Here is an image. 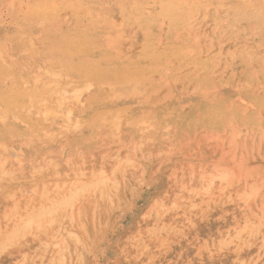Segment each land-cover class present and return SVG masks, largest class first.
<instances>
[{"label": "rangeland", "instance_id": "1", "mask_svg": "<svg viewBox=\"0 0 264 264\" xmlns=\"http://www.w3.org/2000/svg\"><path fill=\"white\" fill-rule=\"evenodd\" d=\"M0 90V264H264V0H0Z\"/></svg>", "mask_w": 264, "mask_h": 264}, {"label": "bare ground", "instance_id": "2", "mask_svg": "<svg viewBox=\"0 0 264 264\" xmlns=\"http://www.w3.org/2000/svg\"><path fill=\"white\" fill-rule=\"evenodd\" d=\"M33 7H36V6L34 5ZM33 7H32V8H33ZM37 7H38V6H37ZM43 7H44V6H42L41 8H43ZM32 8H31V9H32ZM41 8H40V9H41ZM35 9H36V8H34V10H35ZM28 11H29V10H28ZM31 12H32V11H31ZM33 12H34V11H33ZM35 12H36V11H35ZM35 14H36V13H35ZM45 18H46V17H45ZM40 19H41V18H40ZM19 20H20V19H19ZM23 20H24V19H23ZM43 20H44V18H43ZM43 20H42V21H43ZM21 22H22V21H21ZM33 22L35 23V21H33ZM37 23H38V22H37ZM39 23H41V22H39ZM16 31H17V30H16ZM17 33H19V32H17ZM20 34H21V33H20ZM27 35H28V34H27ZM24 36H25V35H24ZM28 36H30V35H28ZM19 37H21V36H19ZM29 38H30V37H29ZM12 39H13V38H12ZM2 40H3V39H2ZM18 40H19V39H18ZM14 41H15V40H14ZM28 41H29V40H28ZM4 42H5V41H4ZM9 42H10V41H9ZM32 42H33V41H31V43H32ZM33 45H34V44H33ZM33 45H32V46H33ZM23 47H24V45H23ZM30 47H31V46H30ZM25 48H26V47H25ZM113 49H114V48H113ZM1 51H2V50H1ZM13 51H14V50H13ZM16 51H17V50H16ZM16 51H14V52H16ZM32 51H33V50H32ZM4 52H5V51H4ZM6 52H7V51H6ZM18 52H19V51H18ZM5 54H7V53H5ZM13 54H14V53H13ZM15 54H16V53H15ZM18 54H19V53H18ZM10 55H11V54H10ZM22 55H23V54H22ZM13 56H15V55H13ZM13 56H12V57H13ZM16 56H17V55H16ZM32 56H33V55H32ZM20 57H21V56H20ZM23 58H24V57H23ZM29 61H30V60H29ZM41 61H42V60H41ZM16 62H17V59H16ZM27 62H28V61H27ZM17 63H18V62H17ZM35 63H36V62H35ZM23 64H24V63H23ZM25 64H26V63H25ZM38 64H39V63H38ZM35 66H37V65H35ZM63 66H64V65H63ZM9 67H10V65H9ZM31 67H32V66H31ZM40 67H41V66H40ZM43 67H44V66H43ZM45 67H46V66H45ZM47 67H48V66H47ZM60 67H61V66H60ZM55 68H56V67H55ZM65 68H66V67H65ZM65 68H63V69H65ZM37 69H39V68H37ZM41 69H42V68H41ZM66 69H67V68H66ZM66 69H65V71H66ZM45 70H48V68L45 69ZM67 70H68V69H67ZM43 71H44V70H43ZM49 72H50V71H49ZM49 72H48V73H49ZM53 72H54V71H53ZM10 73H11V72H10ZM17 73H18V72H17ZM44 73H45V72H44ZM67 73H68V72H67ZM51 74H52V73H51ZM55 74H57V73H55ZM55 74H54V75H55ZM65 74H66V73H65ZM18 75H19V74H18ZM62 75H63V74H62ZM44 76H45V74H44ZM46 77H47V75H46ZM57 77H58V76H57ZM137 77H138V76H137ZM50 78H51V76H50ZM27 79H28V78H27ZM41 79H43V78H41ZM44 79H45V78H44ZM72 79H73V78H72ZM85 80H86V79H85ZM6 81H7V80H6ZM47 81H48V80H47ZM7 82H8V81H7ZM25 83H26V81H25ZM50 83H52V82H50ZM61 83H62V82H61ZM38 84H39V83H38ZM52 84H53V83H52ZM62 84H63V83H62ZM103 84H104V83H103ZM22 85H23V83H22ZM39 85H40V84H39ZM39 85H38V86H39ZM56 85H57V84H56ZM58 85H59V84H58ZM97 85H98V84H97ZM114 85H115V84H114ZM44 86H45V85H44ZM59 86H60V85H59ZM82 86H84V85H82ZM90 87H91V86H90ZM102 87H103V86H102ZM126 87H127V86H126ZM138 87H140V86H138ZM74 88H76V87H74ZM82 88H84V87H82ZM82 88H81V89H82ZM103 88H104V87H103ZM106 88H107V87H106ZM106 88H105V89H106ZM84 89H85V88H84ZM130 89H136V87H135V88H134V87H129L128 90H130ZM1 90H2V89H1ZM1 90H0V91H1ZM62 90H63V89H62ZM101 90H102V89H101ZM136 90H137V89H136ZM138 90H139V88H138ZM138 90H137V91H138ZM71 91H72V90H71ZM75 91H76V90H73V94L75 93ZM110 91H111V90H110ZM137 91H136V92H137ZM7 92H8V91H7ZM67 92H69V91H67ZM78 92L81 93L80 90H79ZM91 92H92V91H91ZM128 92H129V91H128ZM63 93H64V92H63ZM71 93H72V92H71ZM80 93H79V94H80ZM105 93H107V92H105ZM0 94H1V93H0ZM10 94H11V93H10ZM77 94H78V93H77ZM103 94H104V92H103ZM11 95H13V94H11ZM11 95H10V97H11V99H12V96H11ZM61 95H63L62 92H61ZM64 95H67V96H68V93H67V94H64ZM74 95H75V94H74ZM74 95H73V96H74ZM1 96H2V95H1ZM7 96H8V95H7ZM7 96H5V97H7ZM13 96H14V95H13ZM78 96H79V95H78ZM91 96L93 97V95H91ZM91 96H90V97H91ZM5 97H4V98H5ZM62 97H63V96H62ZM62 97H61V98H62ZM92 97H91V98H92ZM1 98H2V97H1ZM8 98H9V97H8ZM43 98H44V97H43ZM78 98H79V97H78ZM9 99H10V98H9ZM19 99H21L22 102H27V101H43L42 97H40L39 95H37V94H35V93H28V94H26V95L24 94L23 96H20ZM53 99H54V98H52V100H53ZM88 99H89V98H88ZM93 99H94V98H93ZM1 100H2V99H1ZM3 100H4V99H3ZM17 100H18V98L16 99V101H17ZM44 100H45V99H44ZM54 100H55V99H54ZM95 100H96V99H95ZM12 101H13V100H12ZM90 101H91V100H90ZM14 102H15V101H14ZM44 102H46V101H44ZM71 102H72V101H70V103H71ZM0 103H1V102H0ZM11 103H12V102H11ZM60 103H63V101L60 102ZM60 103H59V104H60ZM76 103H77V102H76ZM14 104H15V103H14ZM96 104H97V103H96ZM99 106H100V105H99ZM43 107H44V106H43ZM91 107H92V106H91ZM58 108H59V107H58ZM45 109H46V108H45ZM56 109H57V106H56ZM27 110H28V109H27ZM65 110H66V109H65ZM53 111H54V110H53ZM14 112H15V111H14ZM59 112H60V111H59ZM92 112H94V111H92ZM92 112H91V113H92ZM44 113H45V112H44ZM50 113L52 114V112H50ZM53 113H54V112H53ZM85 113H86V112H85ZM95 113H96V111H95ZM59 114H60V113H59ZM67 114H68V113H67ZM86 114H87V113H86ZM88 114H89V113H88ZM19 115H20V114H19ZM46 115H47V114H46ZM55 115H56V114H55ZM55 115H53V116H55ZM49 116H50V115H49ZM89 116H90V115H89ZM89 116H87V117H89ZM91 116H92V115H91ZM102 116H103V115H102ZM1 117H2V116H1ZM50 117H52V116H50ZM50 117H49V118H50ZM80 117H81V116H80ZM92 117H93V116H92ZM104 117H105V115H104ZM16 118H17V117H16ZM58 118H59V117H58ZM77 118H78V117H77ZM81 118H82V117H81ZM83 118H84V117H83ZM19 119H20V118H19ZM42 119H43V118H42ZM67 119H68V118H67ZM75 119H76V118H75ZM3 120H4V119H3ZM21 120H22V119H21ZM50 120H51V119H50ZM55 120H56V119H55ZM55 120H54V121H55ZM81 120H82V119H81ZM108 120H109V119H108ZM19 121H20V120H19ZM74 121H75V120H74ZM85 121H86V120H85ZM95 121H96V120H95ZM112 121H113V120H112ZM1 122H2V120H1ZM21 122H22V121H21ZM24 122H25V121H24ZM63 122H64V121H63ZM104 122H105V121H104ZM144 122H145V121H144ZM3 123H5V122H3ZM65 123H66V122H65ZM75 123H76V122H75ZM109 123H110V125H111V122H110V121H109ZM6 124H7V123H6ZM22 124H23V123H22ZM63 124H64V123H63ZM115 124H116L115 121L112 122V125H115ZM142 124H143V123H142ZM27 125H28V124H27ZM56 125H57V124H56ZM74 125H75V124H74ZM77 125H78V124H77ZM112 125H111L110 127L113 128L114 126H112ZM143 125H144V124H143ZM28 126H29V125H28ZM75 126H76V125H75ZM78 126H79V125H78ZM86 126H87V125H86ZM3 127H5V126H3ZM26 127H27V126H26ZM60 127H61V126H60ZM65 127H66V126H65ZM72 127H73V126H72ZM81 127H82V125H81ZM83 127H84V126H83ZM106 127H107V126H106ZM116 127H117V125H116ZM116 127H115V128H116ZM148 127H149V126H148ZM73 128H76V127H73ZM88 128H89V127H88ZM144 128H145V127H144ZM113 129H114V128H113ZM75 130H76V129H75ZM91 130H92V129H91ZM140 130H141V129H140ZM140 130H139V131H140ZM42 131H43V130H42ZM52 131H53V130H52ZM67 131H68V129H67ZM81 131H82V129H81L79 132L81 133ZM85 131H86V130H85ZM109 132H110V131H109ZM33 133H34V132H33ZM51 133H52V132H51ZM118 133H119V132H118ZM57 134H58V133H57ZM107 134H108V133H107ZM9 135H10V134H9ZM114 135H115V134H114ZM22 136H23V135H22ZM48 136H49V135H48ZM115 136H116V135H115ZM95 137H96V136H95ZM97 137H98V136H97ZM29 138H30V136H29ZM59 138H60V137H59ZM126 139H127V138H126ZM28 140H29V139H28ZM117 140H118V139H117ZM39 141H40V140H39ZM56 142H57V141H56ZM46 143H47V142H46ZM115 143H116V141H115ZM136 144H137V143H136ZM45 145H46V144H45ZM137 145H138V144H137ZM137 145H136V147H137ZM44 147H45V146H44ZM54 147H55V146H54ZM1 148H2V146H1ZM3 148H4V147H3ZM3 148H2V149H3ZM13 149H14V148H13ZM3 150H4V149H3ZM14 150H15V149H14ZM49 151H50V150H49ZM42 152H43V151H42ZM40 153H41V151H40ZM21 154H23V153H21ZM43 154H44V153H43ZM92 154H93V152H92ZM149 154H150V153H149ZM102 155H103V154H102ZM42 156H43V155H42ZM45 156H46V155H45ZM45 156H43L42 158H44ZM4 157H5V156H4ZM46 157H47V156H46ZM81 158H82V157H81ZM91 158H93V157H91ZM106 158H107V157H106ZM46 159H47V158H46ZM117 159H118V158H117ZM127 159H128V158H126V160H127ZM66 160H67V159H66ZM115 160H116V159H115ZM123 160H124V159H123ZM2 161H3V160H2ZM5 161H6V158H5ZM14 161H15V160H14ZM44 161H45V160H44ZM19 162H20V161H19ZM51 162H52V161H50V163H51ZM2 163H3V162H2ZM2 163H1V164H2ZM28 163H29V162H28ZM89 163H90V162H89ZM120 163H121V162H120ZM127 163H128V162H127ZM127 163H124V164H127ZM4 164H5V162H4ZM20 164H21V163H20ZM53 164H54V163H53ZM75 164H76V163H75ZM81 164H82V163H81ZM122 164H123V163H122ZM18 165H19V164H18ZM32 165H33V164H32ZM50 165H51V164H50ZM39 166H40V165H39ZM67 166H68V165H67ZM130 166H132V165H130ZM30 167H31V166H30ZM117 167H118V166H117ZM123 167H124V166H123ZM34 168H35V167H34ZM34 168H32V169H34ZM50 168H52V167H50ZM124 168H125V167H124ZM124 168H123V169H124ZM118 169H120V168H118ZM34 170H35V169H34ZM6 171H7V170H6ZM6 171H5V172H6ZM9 171H10V169H9ZM115 171H116V170H113V172H115ZM191 171H192V169H191ZM38 172H39V171H37V173H38ZM1 173H2V172H1ZM6 173H7V172H6ZM37 173H36V174H37ZM40 173H41V172H40ZM57 173H58V172H57ZM57 173H56V174H57ZM111 173H112V172H111ZM4 174H5V173H4ZM38 174H39V173H38ZM64 174H65V173H64ZM104 174H105V173H104ZM104 174H103V175H104ZM210 174H211V173H210ZM223 174H224V173H223ZM19 175H20V173H19ZM79 175H80V172H79ZM112 175H113V174H112ZM218 175H219V174H218ZM8 176H9V175H8ZM12 176H13V174H12ZM20 176H21V175H20ZM31 176H32V174H31ZM38 176H39V175H38ZM82 176H83V175H82ZM99 176H102V171H101V175L99 174L98 177H99ZM213 176H214V175H213ZM39 177H40V176H39ZM98 177H97V178H98ZM13 178H14V177H13ZM40 178H41V177H40ZM52 178H53V177H52ZM116 178H117V177H116ZM209 178H210V177H209ZM227 178H228V177H227ZM10 179H11V178H10ZM20 179H22V178H20ZM20 179H19V180H20ZM54 179H55V178H54ZM85 179H86V178H85ZM106 179H108V178L106 177ZM188 179H189V178H188ZM200 179H201V177H200ZM200 179H198V180H200ZM231 179H232V178H231ZM15 180H16V179H15ZM79 180L81 181V179H78L77 181L75 180L74 182H80ZM94 180H95V179H94ZM99 180H100V178H99ZM103 180H105V179H103ZM114 180H116V179H114ZM117 180H118V179H117ZM117 180H116V181H117ZM207 180H209V179H207ZM212 180H213V179H212ZM217 180H218V179H217ZM220 180H221V179H220ZM227 180H228V179H227ZM23 181H25V179H24ZM97 181H98V180H97ZM97 181H96V182H97ZM112 181H113V180H112ZM1 182H2V181H1ZM7 182H8V181H7ZM31 182H33V181H31ZM92 182H93V181H92ZM94 182H95V181H94ZM188 182H189V181H188ZM17 183H18V182H17ZM54 183H55V182H54ZM89 183H90V182H89ZM89 183H87L86 186H90L91 184H89ZM97 183H98V182H97ZM101 183H102L101 185H103V181H102ZM110 183H111V182H110ZM115 183H116V182H115ZM227 183H228V182H227ZM55 184H56V183H55ZM70 184H71V183H70ZM77 184H78V183H77ZM99 184H100V182H99ZM113 184H114V183H113ZM113 184H112V185H113ZM118 184H119V183H118ZM41 185H42V184H41ZM43 185H44V184H43ZM73 185H74V184H73ZM224 185H225V184H224ZM228 185H229V184H228ZM235 185H236V184H235ZM0 186H1V185H0ZM33 186H34V185H33ZM33 186H32V187H33ZM61 186H62V185H61ZM84 186H85V184H84ZM97 186H98V185H97ZM103 186H104V185H103ZM220 186H221V185H220ZM252 186H253V185H252ZM17 187H18V186H17ZM35 187H36V186H35ZM42 187H43V186H42ZM53 187H54V186H53ZM63 187H64V186H63ZM81 187H83V186H79V187H77V188L79 189V188H81ZM112 187H113V186H112ZM204 187H205V186H204ZM208 187H209V186H208ZM250 187H251V186H250ZM18 188H19V187H18ZM44 188H45V187H44ZM44 188H43V190L45 191ZM60 188H61V187H60ZM60 188H59V189H60ZM92 188H93V187H92ZM104 188H105V187H104ZM114 188H116V186H115ZM201 188H202V187H201ZM253 188H254V187H253ZM31 189H32V188H31ZM56 189H57V188H56ZM56 189H55V190H56ZM59 189H58V190H59ZM66 189H67V188H66ZM68 189H69V188H68ZM75 189H76V188H75ZM82 189H83V188H82ZM84 189H85V187H84ZM88 189H89V188H88ZM112 189H113V188H112ZM259 189H260V188H259ZM10 190H11V188H10ZM32 190H33V189H32ZM76 190H77V189H76ZM79 190H80V189H79ZM79 190H77V191H79ZM100 190H101V189H100ZM100 190H99V191H100ZM103 190H104V189H103ZM205 190H206V189H205ZM208 190H209V189H208ZM251 190H252V189H251ZM18 191H19V190H18ZM68 191H69V190H68ZM72 191H73V190H72ZM81 191H82V190H81ZM81 191H80V192H81ZM94 191H95V190H94ZM101 191H102V190H101ZM243 191H244V190H243ZM19 192H20V191H19ZM33 192H34V191H33ZM54 192H55V191H54ZM90 192H91V191H90ZM90 192L88 191V193H90ZM104 192H105V191H104ZM251 192H253V190H252ZM256 192H257V190H256ZM9 193H10V192H9ZM44 193H45V192H44ZM46 193H48V192L46 191ZM46 193H45V194H46ZM57 193H58V192H57ZM67 193H68V192H67ZM113 193H114V192H113ZM206 193H207V192H206ZM208 193H209V191H208ZM244 193H245V192H244ZM253 193H254V192H253ZM39 194H40V193H39ZM39 194H38V195H39ZM78 194H79V193H78ZM78 194H77V195H78ZM81 194H82V192H81ZM104 194H105V193H104ZM166 194H167V193H166ZM248 194H249V193H248ZM55 195H56V194H55ZM99 195L101 196V193H99ZM107 195H108V194H107ZM203 195H204V194H203ZM206 195H207V194H206ZM245 195H246V193H245ZM254 195H255V194H254ZM1 196H2V195H1ZM4 196H5V195H4ZM10 196H11V195H10ZM13 196H14V195H13ZM59 196L62 197V196L60 195V193H59ZM212 196H213V195H212ZM239 196H240V195H239ZM6 197H9V195L6 196ZM45 197H46V196H45ZM104 197H105V196H104ZM249 197H250V196H249ZM48 198H49V197H48ZM94 198H95V195H94ZM98 198H100V197L98 196ZM116 198H117V197H116ZM194 198H195V197H194ZM245 198H246V197H245ZM38 199H40V198H38ZM42 199H44L43 196H42ZM45 199H46V198H45ZM51 199H52V198H51ZM60 199H61V198H59V200H60ZM63 199H64V198H63ZM63 199H61V200H62V204H63V202H64ZM68 199H69V197H68ZM74 199H75V198H74ZM74 199H73V201H74ZM110 199H111V197H110ZM158 199H159V198H158ZM179 199H181V198H179ZM182 199H183V198H182ZM182 199H181V200H182ZM238 199H240V198H238ZM53 200H54V199H53ZM59 200H58V201H59ZM61 200H60V201H61ZM65 200H67V197H66ZM117 200H118V199H117ZM188 200H189V199H188ZM246 200H248V199L246 198ZM58 201H57V202H58ZM60 201H59V203H60ZM75 201H76V200H75ZM94 201H95V200H94ZM162 201H163V200H162ZM221 201H222V200H221ZM232 201H233V200H232ZM243 201H244V200H243ZM40 202H41V201H40ZM44 202H45V201H44ZM57 202H55V203H57ZM160 202H161V201H160ZM171 202H172V201H171ZM171 202H170V204H171ZM222 202H223V201H222ZM35 203H36V202H35ZM53 203H54V202H53ZM96 203H97V202H95L94 204L96 205ZM231 203H232V202H231ZM70 204H71V203L68 204V202H67V205H70ZM159 204H160V203H159ZM173 204H174V203H173ZM199 204H200V202H199ZM199 204H198V205H199ZM224 204H225V202H224ZM243 204H244V203H243ZM13 205H14V204H13ZM39 205H40V204H39ZM41 205H42V203H41ZM105 205H106V204H105ZM186 205H187V204H186ZM189 205H190V204H189ZM244 205H245V204H244ZM15 206H16V205H15ZM42 206H43V205H42ZM46 206H47V205H46ZM71 206H72V204L70 205V207H71ZM107 206H108V204H107ZM153 206H154V204H153ZM199 206H200V205H199ZM247 206H248V205H247ZM250 206H251V205H250ZM12 207H13V206H12ZM51 207H52V206H51ZM59 207H60V206H59ZM101 207H102V206H101ZM112 207H113V205L111 206V208H112ZM157 207H158V206H157ZM252 207H253V206H252ZM252 207H251V209H252ZM14 208H16V207H14ZM32 208H33V207H32ZM45 208H46V207H45ZM57 208H58V207H57ZM94 208H95V207H94ZM151 208H152V207H151ZM151 208H150V209H151ZM159 208H160V207H159ZM179 208H180V207H179ZM228 208H229V207H228ZM248 208H250V207L248 206ZM12 209H13V208H12ZM33 209H34V208H33ZM39 209H40V208H39ZM47 209H48V208H47ZM55 209H56V208H54V210H55ZM188 209H190V208H188ZM222 209H223V208H222ZM44 210H46V209H44ZM152 210H153V209H152ZM167 210H168V209H167ZM171 210H172V209H171ZM206 210H207V209H206ZM252 210H253V209H252ZM8 211H9V210H8ZM11 211H12V210H11ZM29 211H30V210H29ZM38 211H39V210H38ZM50 211H51V210H50ZM83 211H84V210H83ZM164 211H165V210H164ZM202 211H203V210H202ZM232 211H233V210H232ZM5 212H6V211H5ZM27 212H28V211H27ZM53 212H56V211H53ZM71 212H72V211H71ZM156 212H157V211H156ZM172 212H173V211H172ZM183 212H184V211H183ZM229 212H230V210H229ZM248 212H249V211H248ZM49 213H50V212H49ZM85 213H86V212H85ZM181 213H182V212H181ZM250 213H251V212H250ZM16 214H17V213H16ZM31 214H32V213H31ZM38 214H40V213H38ZM59 214H60V213H59ZM143 214H144V213H143ZM145 214H146V213H145ZM164 214H166V213H164ZM193 214H194V213H193ZM53 215H55V213H54ZM56 215H57V213H56ZM108 215H109V214H108ZM156 215H157V213H156ZM161 215H162V214H161ZM211 215H212V214H211ZM214 215H215V214H214ZM216 215H217V214H216ZM254 215H255V213H254ZM262 215H263V214H262ZM21 216H22V215H21ZM21 216H19V217H21ZM38 216H39V215H38ZM43 216H44V215H43ZM70 216H72V215H70ZM98 216H99V215H98ZM183 216H185V215H183ZM219 216H220V215H219ZM227 216H228V215H227ZM257 216H258V215H257ZM26 217H27V216H26ZM39 217H40V216H39ZM39 217H36V219H39ZM41 217H42V216H41ZM52 217H53V216H52ZM84 217H85V216H84ZM151 217H152V216H151ZM160 217H163V216H160ZM174 217H175V216H174ZM186 217H187V216H186ZM194 217H196V216H194ZM205 217H206V216H205ZM217 217H218V216H217ZM222 217H223V216H222ZM233 217H234V216H233ZM22 218H23V217H22ZM27 218H28V217H27ZM49 218H50V216H49ZM57 218H58V217H57ZM79 218H80V217H79ZM200 218H201V217H200ZM261 218H262V216H261ZM261 218H260V219H261ZM32 219H33V218H32ZM41 219H42V218H41ZM43 219H44V218H43ZM51 219H52V218H51ZM54 219H55V217H54ZM97 219H99V218H97ZM152 219H153V218H152ZM185 219H186V218H185ZM185 219H184V220H185ZM213 219H214V218H213ZM213 219H212V220H213ZM247 219H248V218H247ZM260 219H259V220H260ZM262 219H263V218H262ZM24 220H25V219H24ZM59 220H60V219H59ZM66 220H68V219H66ZM72 220H73V219H72ZM187 220H188V219H187ZM206 220H207V219H206ZM215 220H216V218H215ZM223 220H224V219H223ZM252 220H253V219H252ZM5 221H6V219H5ZM18 221H19V220H18ZM18 221H17V222H18ZM33 221H34V220H33ZM60 221H62V220H60ZM92 221H93V219H92ZM162 221H163V220H162ZM182 221H183V220H182ZM248 221H249V220H248ZM253 221H254V220H253ZM7 222H8V221H7ZM12 222H13V221H12ZM56 222H57V220H56ZM183 222H184V221H183ZM211 222H212V221H211ZM244 222H245V221H244ZM258 222H259V221H258ZM15 223H16V222H15ZM31 223H32V222H31ZM46 223H47V222H46ZM59 223H60V222H59ZM59 223H58V224H59ZM83 223H84V222H83ZM197 223H198V222H197ZM238 223H239V222H238ZM250 223H251V222H250ZM252 223H253V222H252ZM2 224H3V223H2ZM53 224H54V223H53ZM70 224H71V223H70ZM145 224H146V223H145ZM152 224H154V223H152ZM165 224L167 225L166 221H165ZM178 224H179V223H178ZM256 224H257V223H256ZM259 224H260V223H259ZM33 225H34V224H33ZM38 225H39V224H38ZM48 225H49V224H48ZM51 225H52V224H51ZM82 225H83V224H82ZM163 225H164V224H163ZM184 225H185V224H184ZM227 225H228V223H227ZM254 225H255V223H254ZM4 226H5V225H4ZM4 226H3V227H4ZM36 226H37V225H36ZM59 226H60V224H59ZM83 226H84V225H83ZM153 226H154V225H153ZM168 226H169V225H168ZM181 226H182V225H181ZM185 226H186V225H185ZM196 226H197V225H196ZM245 226L247 227V225H245ZM249 226L251 227V225H249ZM41 227H42V226H41ZM137 227H138V226H137ZM190 227H191V225H190ZM203 227H204V225H203ZM211 227H212V226H211ZM214 227H215V226H214ZM241 227H242V226H241ZM260 227H261V226H260ZM25 228H28V227H25ZM35 228H36V227H35ZM43 228H45V227H43ZM84 228H86V227L84 226L83 229H84ZM181 228H183V227H181ZM184 228H185V227H184ZM201 228H202V226H201ZM206 228H207V227H206ZM256 228H257V226H256ZM3 229H4V228H3ZM11 229H12V228H11ZM28 229H29V228H28ZM187 229H188V228H187ZM193 229H194V227H193ZM224 229H225V228H224ZM224 229H223V230H224ZM233 229H234V228H233ZM233 229H232V230H233ZM237 229H238V228H237ZM254 229H255V227H254ZM0 230H1V229H0ZM56 230H57V229H56ZM131 230H132V229H131ZM136 230H137V229H136ZM161 230H162V229H161ZM177 230H178V229H177ZM182 230H183V229H182ZM190 230H191V229H190ZM214 230H215V229H214ZM216 230H217V229H216ZM3 231H4V230H3ZM23 231H24V230H23ZM23 231H22V232H23ZM34 231H35V230H34ZM164 231H165V229H164ZM171 231H172V230H171ZM174 231H175V230H174ZM187 231H189V230H187ZM224 231H225V230H224ZM237 231H238V230H237ZM237 231H236V232H237ZM239 231H240V230H239ZM0 232H2V230H1ZM6 232H7V231H6ZM8 232H9V231H8ZM29 232H30V231H29ZM42 232H43V231H42ZM46 232H47V231H46ZM69 232H70V231H69ZM69 232L66 231V234H67V235L70 234V236H71L72 231H71L70 233H69ZM86 232H87V231H86ZM137 232H138V231H137ZM152 232H153V231H152ZM156 232H157V231H156ZM169 232H170V231H169ZM226 232H227V231H226ZM226 232H225V233H226ZM47 233H48V235H49V232H47ZM53 233H56V232H53ZM57 233H59V232H57ZM148 233H150V232H148ZM180 233H181V232H180ZM192 233H193V231H192ZM214 233H216V232H214ZM217 233H218V232H217ZM217 233H216V234H217ZM252 233H253V232H252ZM252 233H251V234H252ZM2 234H3V233H2ZM2 234H1V236H2ZM22 234H23V233H22ZM22 234H21V235H22ZM44 234H45V233H44ZM44 234H43V235H44ZM159 234H160V233H159ZM164 234H165V233H164ZM168 234H169V233H168ZM172 234H173V232H172ZM248 234H249V233H248ZM253 234H254V233H253ZM253 234H252V235H253ZM263 234H264V233H263ZM4 235H5V234H4ZM28 235H29V234H28ZM37 235H38V234H37ZM56 235H57V234H56ZM59 235H60V233H59ZM72 235L74 236V233H72ZM128 235H131V234H128ZM180 235H181V234H180ZM208 235H209V234H208ZM213 235H214V234H213ZM213 235H212V236H213ZM219 235H220V234H219ZM225 235H226V234H225ZM237 235H238V234H237ZM240 235H241V234H240ZM240 235H239V236H240ZM17 236H18V235H17ZM23 236H24V235H23ZM30 236H31V234H30ZM46 236H47V235H46ZM68 236H69V235H68ZM149 236H150V235H149ZM162 236H164V235H162ZM165 236H166V235H165ZM204 236H205V235H204ZM217 236H218V235H217ZM235 236H236V235H235ZM239 236H238V237H239ZM32 237H33V236H32ZM47 237H48V236H47ZM51 237H52V236H50V239H51ZM54 237H55V236H54ZM63 237H65V236H62V239H64ZM127 237H128V236H127ZM153 237H154V236H153ZM156 237H157V236H156ZM184 237H185V236H184ZM207 237H208V236H207ZM218 237H219V236H218ZM222 237H223V236H222ZM225 237H226V236H225ZM243 237H244V236H243ZM37 238H38V237H37ZM52 238H53V237H52ZM68 238H69V237H68ZM70 238H71V239H70ZM70 238H69V239H70V241L72 242V237H70ZM73 238H74V239H75V238L77 239V236L75 235ZM141 238H142V237H141ZM215 238H216V237H215ZM227 238H228V237H227ZM13 239H14V238H13ZM17 239H18V238H17ZM21 239H22V238H21ZM21 239H20V240H21ZM76 239H75V241L77 242L78 239H77V240H76ZM138 239H139V238H138ZM163 239H164V238H163ZM210 239H211V238H210ZM231 239H234V238H231ZM247 239H248V238H247ZM262 239H263V238H262ZM18 240H19V239H18ZM65 240H66V239H65ZM127 240H130L129 237H128ZM143 240H144V239H143ZM147 240H148V238H147ZM156 240H157V239H156ZM156 240H155V241H156ZM189 240H190V239H189ZM191 240H192V239H191ZM195 240H196V239H195ZM207 240H208V239H207ZM5 241H6V240H5ZM70 241H69V242H70ZM75 241H74V242H75ZM136 241H137V240H136ZM155 241H154V242H155ZM213 241H214V240H213ZM217 241H218V240H217ZM220 241H221V240H220ZM230 241H231V240H230ZM250 241H251V240H250ZM7 242H8V241H7ZM42 242H43V241H42ZM48 242H49V241H48ZM48 242H47V243H48ZM50 242H51V241H50ZM76 242H75V243H76ZM192 242H193V241H192ZM209 242H210V241H209ZM237 242H238V241H237ZM244 242L246 243V241H244ZM244 242H243V243H244ZM261 242H262V241H261ZM5 243H6V242H5ZM27 243H28V242H27ZM38 243H39V242H38ZM51 243H52V242H51ZM79 243H80V242H79ZM81 243H82V242H81ZM135 243H136V242H135ZM139 243H140V242H139ZM152 243H153V242H152ZM164 243H165V242H164ZM224 243H225V242H224ZM245 243H244V244H245ZM8 244H10V243H8ZM20 244H21V243H20ZM39 244H40V243H39ZM66 244H67V243H66ZM82 244H83V243H82ZM162 244H163V243H162ZM200 244H201V243H200ZM202 244H203V243H202ZM205 244H207V243H205ZM216 244H217V243H216ZM229 244H230V243H229ZM229 244H228V245H229ZM231 244H232V243H231ZM234 244H235V242H234ZM238 244H239V243H238ZM252 244H254V243H252ZM256 244H257V243H256ZM64 245H65V244H64ZM75 245L78 246V244H75ZM83 245H84V244H83ZM135 245H136V244H135ZM137 245H138V244H137ZM137 245H136V246H137ZM155 245H156V244H155ZM245 245H246V244H245ZM262 245H263V243H262ZM34 246H35V245H34ZM77 246H76V247H77ZM84 246H85V245H84ZM132 246H133V245H132ZM136 246H133V247H136ZM184 246H185V245H184ZM251 246H252V245H251ZM263 246H264V245H263ZM69 247H70V245H69ZM69 247H68V248H69ZM78 247H80V246H78ZM142 247H143V246H142ZM155 247H156V246H155ZM198 247H199V246H198ZM215 247H216V246H215ZM242 247H243V246H242ZM245 247H246V246H245ZM249 247H250V246H249ZM19 248H20V247H19ZM21 248H22V247H21ZM33 248H34V247H33ZM51 248H52V247H51ZM54 248H55V247H54ZM63 248L65 249V247H63ZM189 248H190V247H189ZM201 248H205V247H201ZM7 249H8V248H7ZM14 249H15V248H14ZM36 249H37V248H36ZM44 249H47V247L44 248ZM48 249H49V248H48ZM61 249H62V248H61ZM76 249H78V248H76ZM76 249H75V250H76ZM139 249H140V247H139ZM252 249H253V248H252ZM11 250H12V249H11ZM17 250H18V248H17ZM29 250H30V249H28V251H29ZM34 250H35V249H34ZM70 250H71V249L69 248V251H70ZM80 250H81V249H80ZM82 250H83V249H82ZM134 250H135V249H134ZM136 250H137V249H136ZM203 250H204V249H203ZM205 250H206V249H205ZM243 250H244V249H243ZM243 250H242V251H243ZM247 250H248V249H247ZM256 250H257V248H256ZM259 250H260V249H259ZM14 251H15V250H14ZM67 251H68V250H67ZM69 251H68V252H69ZM138 251H139V250H138ZM171 251H172V250H171ZM175 251H176V250H175ZM182 251H183V250H182ZM212 251H213V250H212ZM220 251H221V250H220ZM19 252H20V251H19ZM19 252H18V253H19ZM23 252H24V251H23ZM33 252H34V251H33ZM40 252H42V251L40 250ZM45 252H46V251H45ZM45 252H44V253H45ZM50 252H51V251H50ZM68 252H67V253H68ZM189 252H190V251H189ZM194 252H197V251L195 250ZM198 252H199V251H198ZM198 252H197V253H198ZM227 252H228V251H227ZM229 252H230V251H229ZM244 252H246V251H244ZM258 252H259V251H258ZM258 252H257V254H258ZM3 253H4V252H3ZM12 253H13V252H12ZM18 253H17V254H18ZM27 253H28V252H27ZM42 253H43V252H42ZM51 253H52V252H51ZM135 253H136V252H135ZM213 253H214V252H213ZM237 253H238V252H237ZM263 253H264V252H263ZM15 254H16V253H15ZM60 254H61V252H60ZM175 254H176V253H175ZM182 254H183V253H182ZM182 254H180V255H182ZM201 254H202V253H201ZM211 254H212V253H211ZM224 254H225V253H224ZM251 254H252V253H251ZM259 254H260V253H259ZM48 255H49V254H48ZM54 255H55V254H54ZM131 255H132V254H131ZM205 255H206V254H205ZM230 255H231V254H230ZM230 255H229V256H230ZM247 255H248V254H247ZM37 256H38V255H37ZM166 256H167V255H166ZM212 256H213V255H212ZM257 256H258V255H257ZM42 257L44 258V256H42ZM51 257H53V256H51ZM202 257H203V256H202ZM207 257H208V256H207ZM226 257H227V256H226ZM235 257H236V256H235ZM260 257H261V256H260ZM16 258H17V257H16ZM43 258H42V259H43ZM46 258H47V257H46ZM125 258H126V257H125ZM191 258H192V257H191ZM198 258H200V257H198ZM247 258H248V257H247ZM250 258H251V257H250ZM10 259H11V258H10ZM12 259H13V258H12ZM40 259H41V258H40ZM47 259H48V258H47ZM50 259H51V258H50ZM56 259H57V258H56ZM62 259H63V258H62ZM122 259H123V258H122ZM184 259H185V258H184ZM217 259H218V258H217ZM230 259H231V258H230ZM255 259H256V257H255ZM32 260H33V259H32ZM164 260H165V259H164ZM177 260H178V259H177ZM201 260H202V259H201ZM252 260H253V259H252ZM7 261H8V260H7ZM22 261H23V260H22ZM28 261H29V260H28ZM33 261H34V260H33ZM161 261H162V260H161ZM188 261H189V260H188ZM209 261H210V260H209ZM253 261H254V260H253ZM40 262H41V261H40ZM47 262H48V261H47ZM60 262H61V261H60ZM60 262H59V263H60ZM163 262H164V261H163ZM207 262H208V261H207ZM229 262H230V261H229ZM251 262H252V261H251ZM49 263H50V262H49ZM52 263H53V262H52ZM59 263H58V264H59ZM198 263H199V262H198ZM226 263H227V262H226ZM226 263H225V264H226ZM234 263H235V262H234ZM236 263H237V262H236ZM236 263H235V264H236ZM2 264H7V262H3ZM167 264H168V263H167ZM175 264H176V263H175ZM189 264H190V263H189ZM199 264H200V263H199Z\"/></svg>", "mask_w": 264, "mask_h": 264}]
</instances>
